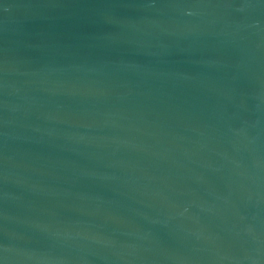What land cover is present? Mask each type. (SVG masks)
Masks as SVG:
<instances>
[{"label":"water","instance_id":"95a60500","mask_svg":"<svg viewBox=\"0 0 264 264\" xmlns=\"http://www.w3.org/2000/svg\"><path fill=\"white\" fill-rule=\"evenodd\" d=\"M0 264H264V0H0Z\"/></svg>","mask_w":264,"mask_h":264}]
</instances>
